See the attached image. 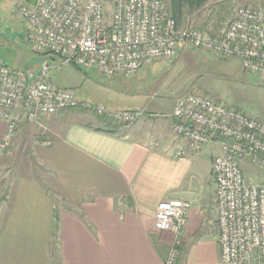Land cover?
<instances>
[{"label":"built area","instance_id":"2783aa9c","mask_svg":"<svg viewBox=\"0 0 264 264\" xmlns=\"http://www.w3.org/2000/svg\"><path fill=\"white\" fill-rule=\"evenodd\" d=\"M15 12L24 21L30 48L55 55L61 62L41 63L32 69L0 64V119L6 122L0 155L7 151L22 120L34 122L64 109L82 108L129 125L143 114L141 110L108 109L72 88L56 86L49 70L62 64L131 78L144 65L171 60L180 48L192 47L237 57L246 71L264 79L261 7L237 8L215 31L178 27L164 0H36L34 5L17 3ZM170 116L175 156L210 145L219 149L212 159L219 261L264 264V181H249L242 169L248 163L264 175V121L201 91L179 95ZM190 207L182 199L157 205L155 229L168 231L174 238L164 264H175L179 256Z\"/></svg>","mask_w":264,"mask_h":264},{"label":"crops","instance_id":"0c3cea01","mask_svg":"<svg viewBox=\"0 0 264 264\" xmlns=\"http://www.w3.org/2000/svg\"><path fill=\"white\" fill-rule=\"evenodd\" d=\"M69 110L39 117L41 175L0 173V264H164L174 238L154 215L173 199L191 204L175 264L216 263L213 157L198 156L208 146L177 157L174 136L149 132L143 114L109 128ZM5 129L0 119V142Z\"/></svg>","mask_w":264,"mask_h":264},{"label":"rangeland","instance_id":"374dc122","mask_svg":"<svg viewBox=\"0 0 264 264\" xmlns=\"http://www.w3.org/2000/svg\"><path fill=\"white\" fill-rule=\"evenodd\" d=\"M164 2L169 12L166 0ZM17 3L30 4L28 0H0V64L14 69H32L41 63L51 66L60 63L57 56L39 54L30 48L24 21L15 12ZM243 6L264 9V0H207L197 9L183 8L177 25L180 28L191 25L215 31L233 17L237 8ZM49 76L56 86L72 88L94 104L108 109L141 110L144 116L140 121L148 126L151 133L161 131L173 136L169 114L175 99L181 94L195 91L204 92L222 104L264 121V79L246 71L237 57H221L192 47L180 48L171 60L144 65L131 78L106 76L94 68L81 69L71 64H62L58 69L52 67ZM69 111L77 119L93 122L97 119L93 112L82 108ZM108 121L113 128L122 127L118 122ZM42 122L39 118L34 122L22 120L19 123L10 146L1 155V174L41 175L40 168L32 164L33 149L42 139L41 130H38ZM218 152L217 146L210 145L198 156H203V160L208 162ZM242 169L249 181H264L259 168L243 163ZM214 264L223 263L218 260ZM250 264L257 263L254 261Z\"/></svg>","mask_w":264,"mask_h":264},{"label":"trees","instance_id":"16d2710c","mask_svg":"<svg viewBox=\"0 0 264 264\" xmlns=\"http://www.w3.org/2000/svg\"><path fill=\"white\" fill-rule=\"evenodd\" d=\"M206 1L207 0H166L169 7L168 13L175 19L176 23L183 14V8L197 9L204 5ZM100 119L103 123L108 125L109 128L113 126L110 121L103 118Z\"/></svg>","mask_w":264,"mask_h":264},{"label":"water","instance_id":"95a60500","mask_svg":"<svg viewBox=\"0 0 264 264\" xmlns=\"http://www.w3.org/2000/svg\"><path fill=\"white\" fill-rule=\"evenodd\" d=\"M31 5H34L36 0H28Z\"/></svg>","mask_w":264,"mask_h":264}]
</instances>
